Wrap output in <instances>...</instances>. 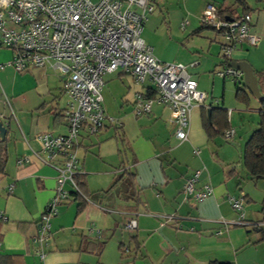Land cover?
Instances as JSON below:
<instances>
[{"label":"crops","instance_id":"1","mask_svg":"<svg viewBox=\"0 0 264 264\" xmlns=\"http://www.w3.org/2000/svg\"><path fill=\"white\" fill-rule=\"evenodd\" d=\"M245 1L259 41L254 46L238 45L229 61L230 65L247 62L257 79L256 71L264 70V0ZM208 3L232 14L241 12L235 0H149L152 10L148 22L158 21L169 37L183 42L182 51L171 62L184 64L197 88L207 95L204 107L190 111L188 139L180 142L175 138L170 109L165 105L154 104L148 114H134L135 93L143 87L126 91L113 80L115 75L119 80L127 73L104 74L111 98L123 104L118 112L105 110L113 122H105L98 134L79 133L77 157L90 202L81 211H77L76 201L58 206L50 220L42 258L36 253L33 237L53 197L56 171L34 152L39 150L40 134L67 132L62 80L47 69L22 73L11 67L0 69V121L7 128V158L0 178V211L5 217L0 218V264H264V198L260 215L247 217L244 210L252 199L241 194L246 195L247 204L243 223H235L238 213L228 201V196L241 193L239 177L246 172L237 163H242L243 145L253 129L247 138L238 135L236 143H228L235 141L239 132L228 108L241 110L250 103L249 111L257 114L260 99L245 87L246 104L236 97V82L217 75L224 67V41L212 28H200V12ZM183 19L188 20L184 30L180 28ZM142 38L150 46L147 37ZM11 55V50L0 46V63L9 61ZM160 58L166 59L163 55ZM228 79L234 85L233 107L225 105ZM204 116L213 123L210 137ZM230 128L234 136L227 140L220 133ZM119 140L127 147L124 156L120 155ZM105 141L112 145L105 147ZM194 148L199 149L197 155ZM22 156L29 160L20 164ZM196 170L200 172L197 186L209 183L212 187L202 202L185 200L182 194L185 180ZM235 177L236 186H232L236 189L231 191L229 184ZM226 205L235 215L226 212ZM129 218L136 220L134 230L122 227ZM134 242L139 244L138 252Z\"/></svg>","mask_w":264,"mask_h":264},{"label":"built area","instance_id":"2","mask_svg":"<svg viewBox=\"0 0 264 264\" xmlns=\"http://www.w3.org/2000/svg\"><path fill=\"white\" fill-rule=\"evenodd\" d=\"M151 10L149 0H0V46L12 53L9 61L0 63V69L11 67L18 73L47 69L60 76L65 96L63 116L67 132L40 134V147L34 152L56 171L53 197L46 204L33 237L40 258L44 256L50 220L57 214L58 206L69 202L72 193L82 195L73 179L80 168L76 154L79 133L86 130L96 135L105 122H113L103 109L104 74L120 70L143 87V92L135 93V115L149 113L153 104L167 106L175 126L173 134L180 142L188 139L191 109L205 103L206 93L197 88L186 66L158 59L141 38L142 25ZM200 20L223 39L221 53L225 58L238 45L254 46L259 41L249 13L221 17L218 6L208 3L200 12ZM187 25L188 20L183 19L180 28L184 30ZM217 75L239 80L242 72L225 67ZM147 91L151 94H145ZM233 136V128L223 133L225 139ZM193 153L197 155L199 149L194 148ZM28 160L22 156L18 163ZM199 173L196 170L185 180V200L202 202L212 193L209 183L197 186ZM12 187L13 184L9 190ZM228 201L238 213L235 223H243L244 197L228 196ZM0 218H5L1 211ZM136 226L134 218L122 225L126 230Z\"/></svg>","mask_w":264,"mask_h":264},{"label":"rangeland","instance_id":"3","mask_svg":"<svg viewBox=\"0 0 264 264\" xmlns=\"http://www.w3.org/2000/svg\"><path fill=\"white\" fill-rule=\"evenodd\" d=\"M150 13L146 15V20L142 25V29L141 30V38L142 37H147V39L150 41V46L153 47V51L152 53L154 54L155 57L160 58V56L162 57V55L164 57H166L165 62H171L173 61V58L179 54V51H182L183 48V42H180L179 40H176L175 38H171L168 36L167 34V30L160 26L159 23H157L158 21H150L148 22L149 18H150ZM209 30V29H207ZM211 31V30H209ZM143 39V38H142ZM144 40V39H143ZM155 50V51H154ZM115 75V74H114ZM130 75H122L121 79L118 80V78L113 77V80H116L117 86L123 87V89H125L126 91H133L136 88H138L140 85L136 84L133 79L131 78ZM231 78V77H230ZM232 79V78H231ZM233 80V79H232ZM228 82V86L226 88L225 91V105L233 107L235 104L233 103L235 100V96H234V85L231 82L230 79L227 80ZM109 81L106 83L108 85ZM103 87V97H104V101H103V109L104 111L111 109V110H115L116 112H118V110L120 109V105L123 104L122 100H113L110 96V92H109V88L108 86ZM110 86V85H109ZM129 88V89H128ZM118 90V88H116ZM222 89V88H221ZM122 90V88H121ZM250 103L248 104L247 108H241V110L237 109L235 107L233 108H228V110L230 111L229 114L232 113V119L234 122V127L236 128V131H239L237 133V136L235 137V141H230L228 143H236V141H238V135H240L241 137L247 138L248 132L249 130L255 125L256 123V119H257V114L253 113L252 111H249L250 109ZM249 107V108H248ZM126 108V107H124ZM243 109V110H242ZM106 113V112H105ZM110 133V132H109ZM119 148H120V155H123L125 151H127V147L124 146L121 141L119 140ZM105 145V147H110L111 141H105L103 143ZM231 144V145H232ZM114 148H112V152ZM115 156V153H114ZM124 156V155H123ZM237 159V158H236ZM237 165L239 166V169L243 170V166L242 163L239 162L237 163ZM242 176V177H241ZM241 176L239 177L240 179H242V183H241V188L239 191H241V193L239 192L238 195H241L243 193H246L249 195V197L252 199L251 202L248 203V207H245V213H247V217H254L255 215L259 216L260 215V208H261V202L264 198V180H259V181H253L250 180L248 177H246L245 173L241 174ZM232 179V178H231ZM236 181H237V177H235L231 183L229 184V186L231 187V191H235V186H236ZM232 183H235V186H232ZM245 206L247 205L244 202ZM231 207V205H230ZM228 205L225 206V210L228 213L234 214ZM234 210V209H233Z\"/></svg>","mask_w":264,"mask_h":264},{"label":"trees","instance_id":"4","mask_svg":"<svg viewBox=\"0 0 264 264\" xmlns=\"http://www.w3.org/2000/svg\"><path fill=\"white\" fill-rule=\"evenodd\" d=\"M235 4L237 7L240 8V11H241L240 13H236V14L249 13L248 12V6H247L245 0H235ZM217 6L219 8V15L221 17L232 15V12L229 9H222L221 6H219V5H217ZM200 22L202 24L200 27L201 29L204 27L212 28L209 24L204 23L201 20H200ZM241 45H245V44H241ZM221 55H222V53H221ZM223 59H224L223 60L224 67L222 69H224L225 67H232L230 65V61H229L230 57L229 58L223 57ZM221 70H219V71H221ZM256 76H257L258 88H259L260 94L263 97L260 99V101H259L260 106L256 110L257 114H258V118L256 120L255 125L253 126V129L251 130L250 135L248 136V138L246 139V141L243 145L242 156H241L242 166L245 169L246 176L250 180H253V181L264 180V70L256 71ZM225 77H231V76H225ZM222 78H224V77H222ZM234 81L237 84L236 97L241 98L246 104H248V94L245 91V85L243 83L242 77L239 80H234ZM139 92H143V91H139ZM145 94L150 95L151 93H149L147 91V92H145ZM204 106H205V103L200 107H204ZM138 116H140V115H138ZM204 117H205L204 126L206 128V131L208 132V137H210L211 132H212V128H213V123H212V121L209 122L208 119L206 118V116H204ZM218 133H219V131H218ZM220 134L223 135L222 133H220ZM5 143H6L5 138L3 140H0V178L4 175V168H5V164H6V158H7L6 150H5L6 149ZM76 154H77V149H76ZM78 162L80 165L79 173L75 174L73 176V179H74L75 183L77 184L79 190L81 191L82 195H80L78 193H72L73 198L70 201H76L77 202V207H76L77 211H81L86 206V204L88 202H90V198H89V191L87 190V183H86V179H85V174L81 171V163H80L79 159H78ZM131 175H133V174H131ZM131 175H130V177H132ZM128 181H129L130 188L134 189L133 181H131V179H128ZM128 181H126L127 184H128ZM243 197L246 198V195H244ZM262 203H263L262 211L264 212V200ZM135 239H136L135 237L132 238L133 241H135ZM134 243H135L134 244V251L138 252L139 251V244H138V242H134ZM120 249L122 251H124V246L121 245ZM215 264H225V263H215Z\"/></svg>","mask_w":264,"mask_h":264},{"label":"water","instance_id":"5","mask_svg":"<svg viewBox=\"0 0 264 264\" xmlns=\"http://www.w3.org/2000/svg\"><path fill=\"white\" fill-rule=\"evenodd\" d=\"M231 66L243 74V83L245 87L257 98L261 99L263 96L259 92V88L257 85V79L255 75L253 74V70L251 66L247 62H235L234 64H231ZM209 112V109L207 110ZM7 132V128L2 125V122L0 121V139L3 140L5 138Z\"/></svg>","mask_w":264,"mask_h":264}]
</instances>
